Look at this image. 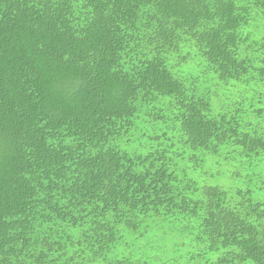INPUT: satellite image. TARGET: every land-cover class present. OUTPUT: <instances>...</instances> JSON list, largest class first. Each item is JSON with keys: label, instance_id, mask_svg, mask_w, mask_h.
I'll return each instance as SVG.
<instances>
[{"label": "trees", "instance_id": "obj_1", "mask_svg": "<svg viewBox=\"0 0 264 264\" xmlns=\"http://www.w3.org/2000/svg\"><path fill=\"white\" fill-rule=\"evenodd\" d=\"M0 264H264V0H0Z\"/></svg>", "mask_w": 264, "mask_h": 264}]
</instances>
